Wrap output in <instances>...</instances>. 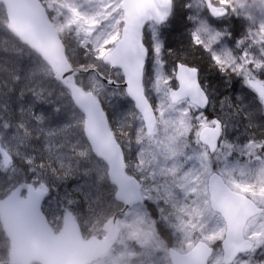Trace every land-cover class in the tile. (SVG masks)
Returning <instances> with one entry per match:
<instances>
[{
	"label": "snow or ice",
	"instance_id": "1",
	"mask_svg": "<svg viewBox=\"0 0 264 264\" xmlns=\"http://www.w3.org/2000/svg\"><path fill=\"white\" fill-rule=\"evenodd\" d=\"M0 41V264H264V0H0Z\"/></svg>",
	"mask_w": 264,
	"mask_h": 264
},
{
	"label": "trees",
	"instance_id": "2",
	"mask_svg": "<svg viewBox=\"0 0 264 264\" xmlns=\"http://www.w3.org/2000/svg\"><path fill=\"white\" fill-rule=\"evenodd\" d=\"M3 46V42L0 41V47ZM241 87L240 85H237V88ZM83 183V180L81 178H78V177H68L63 185L61 186L60 188V192L63 193L64 191H69V192H72L73 189L76 187V185L78 184H82Z\"/></svg>",
	"mask_w": 264,
	"mask_h": 264
}]
</instances>
